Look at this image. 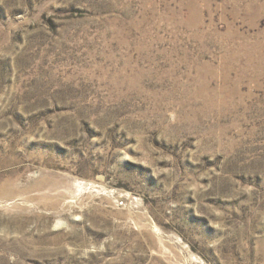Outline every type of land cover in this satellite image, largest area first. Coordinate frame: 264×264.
Wrapping results in <instances>:
<instances>
[{
	"label": "rangeland",
	"instance_id": "rangeland-1",
	"mask_svg": "<svg viewBox=\"0 0 264 264\" xmlns=\"http://www.w3.org/2000/svg\"><path fill=\"white\" fill-rule=\"evenodd\" d=\"M0 264H264V0H0Z\"/></svg>",
	"mask_w": 264,
	"mask_h": 264
}]
</instances>
